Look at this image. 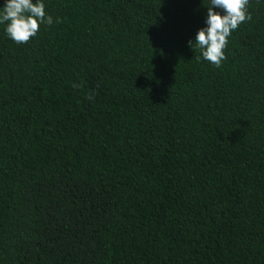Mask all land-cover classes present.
<instances>
[{
    "label": "trees",
    "instance_id": "1",
    "mask_svg": "<svg viewBox=\"0 0 264 264\" xmlns=\"http://www.w3.org/2000/svg\"><path fill=\"white\" fill-rule=\"evenodd\" d=\"M44 3L0 26V264H264V0L220 67L210 0Z\"/></svg>",
    "mask_w": 264,
    "mask_h": 264
},
{
    "label": "clouds",
    "instance_id": "2",
    "mask_svg": "<svg viewBox=\"0 0 264 264\" xmlns=\"http://www.w3.org/2000/svg\"><path fill=\"white\" fill-rule=\"evenodd\" d=\"M206 7V26L197 31L189 47L199 49L204 60L220 67L227 59L225 49L229 38L242 23L251 20L249 0H210ZM53 23L54 18L46 12L44 0H4L0 6V26L17 44L29 42L41 25Z\"/></svg>",
    "mask_w": 264,
    "mask_h": 264
}]
</instances>
